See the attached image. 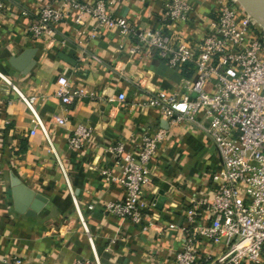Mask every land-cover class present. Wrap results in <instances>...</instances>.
<instances>
[{
    "label": "crops",
    "instance_id": "obj_1",
    "mask_svg": "<svg viewBox=\"0 0 264 264\" xmlns=\"http://www.w3.org/2000/svg\"><path fill=\"white\" fill-rule=\"evenodd\" d=\"M45 1L2 0L0 11V74L23 94L37 96L45 130L36 127L29 133L31 112L0 78V264H92L95 256L99 264H175L185 238V210L192 198H211L221 158L199 130L184 121L171 124L156 108L141 103L157 91L183 90L194 78L193 70L187 64L170 67L151 48L131 51L136 36L96 26L88 16L79 26L75 11H65L53 40L34 37L27 26ZM186 1L185 16L173 22L161 21L165 0H109L108 11L125 17L137 31H174L195 43L211 31L222 0ZM26 49H34V62L22 73L10 59ZM61 76L69 93L82 89L85 94L58 97ZM79 125L91 133L72 149L67 139ZM158 127L166 135L149 163L142 194V224L149 226L144 229L105 211L104 203L123 199L125 189L101 170L120 176V161L109 147L121 143L124 152H136L143 133ZM13 176L46 198L36 216L14 209ZM200 211L203 218L210 217L206 208ZM198 248L204 254L215 250L206 240Z\"/></svg>",
    "mask_w": 264,
    "mask_h": 264
},
{
    "label": "built area",
    "instance_id": "obj_2",
    "mask_svg": "<svg viewBox=\"0 0 264 264\" xmlns=\"http://www.w3.org/2000/svg\"><path fill=\"white\" fill-rule=\"evenodd\" d=\"M234 1H220L211 31L195 43L174 31H137L125 17L108 11L109 0H46L27 26L34 37L51 41L65 11H75L74 21L79 26L88 16L96 26L136 36L138 42L131 51L154 49L174 69L191 65L194 78L183 90L157 91L141 103L156 108L171 124L184 121L199 130L216 146L221 158L211 198H192L185 210L186 224L181 227L185 238L175 254V264H264V29L247 13H239ZM2 8L0 0V11ZM188 9L186 0H165L161 21L182 19ZM0 78L12 86L31 112L29 133L36 127L45 132L37 112V96L23 94L5 76L0 74ZM57 84L55 94L64 100L85 94L82 89L69 93L70 85L63 76ZM124 97V93L118 95L119 100ZM90 133V128L77 126L67 139L69 147L80 148ZM165 135L166 130L159 127L145 131L136 152H124L121 143L109 147L120 161L121 174L112 177L104 169L101 173L123 185L125 196L104 203L108 214L142 224V194L149 183V163ZM200 207L209 210L208 219L203 218ZM77 214L87 231L78 209ZM148 226L142 224L144 229ZM202 240L214 246L213 253L199 251ZM89 243L94 250L90 237ZM73 264L91 263L77 260ZM92 264H99L96 256Z\"/></svg>",
    "mask_w": 264,
    "mask_h": 264
},
{
    "label": "water",
    "instance_id": "obj_3",
    "mask_svg": "<svg viewBox=\"0 0 264 264\" xmlns=\"http://www.w3.org/2000/svg\"><path fill=\"white\" fill-rule=\"evenodd\" d=\"M258 13L260 18H254L264 29V0H244ZM241 6V5H240ZM34 49H26L18 56L10 59V63L13 67L18 69L22 73H26L33 65ZM11 197L13 200L14 209L26 216L34 217L37 212L44 205L46 198L38 193H35L29 187L25 186L17 177L11 178ZM159 201H163L162 197H159Z\"/></svg>",
    "mask_w": 264,
    "mask_h": 264
},
{
    "label": "bare ground",
    "instance_id": "obj_4",
    "mask_svg": "<svg viewBox=\"0 0 264 264\" xmlns=\"http://www.w3.org/2000/svg\"><path fill=\"white\" fill-rule=\"evenodd\" d=\"M237 1L247 10V12L250 14V16H253L255 18H260V16L255 11V9L252 8V6L249 5L247 2H245L244 0H237Z\"/></svg>",
    "mask_w": 264,
    "mask_h": 264
},
{
    "label": "rangeland",
    "instance_id": "obj_5",
    "mask_svg": "<svg viewBox=\"0 0 264 264\" xmlns=\"http://www.w3.org/2000/svg\"><path fill=\"white\" fill-rule=\"evenodd\" d=\"M233 4L237 7L239 13L244 12V10L242 9V7L240 6V4H239L236 0L233 2ZM244 13H245V12H244ZM250 18L252 19V17H250ZM253 19H254V18H253ZM257 27H258V26H257Z\"/></svg>",
    "mask_w": 264,
    "mask_h": 264
},
{
    "label": "trees",
    "instance_id": "obj_6",
    "mask_svg": "<svg viewBox=\"0 0 264 264\" xmlns=\"http://www.w3.org/2000/svg\"><path fill=\"white\" fill-rule=\"evenodd\" d=\"M185 67L186 68H189V67H191V65H189V64H187V65H185ZM192 68V67H191ZM191 72V71H190Z\"/></svg>",
    "mask_w": 264,
    "mask_h": 264
}]
</instances>
